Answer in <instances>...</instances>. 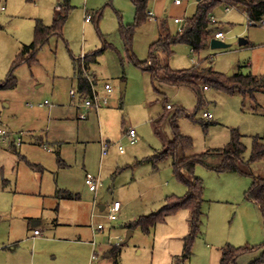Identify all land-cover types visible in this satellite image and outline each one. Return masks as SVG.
Returning <instances> with one entry per match:
<instances>
[{
    "label": "rangeland",
    "instance_id": "obj_1",
    "mask_svg": "<svg viewBox=\"0 0 264 264\" xmlns=\"http://www.w3.org/2000/svg\"><path fill=\"white\" fill-rule=\"evenodd\" d=\"M63 1L0 0V129L9 134L0 144V221L4 223L0 240H5L0 250L9 247L11 230L16 227L15 235L25 237L28 224L35 218H42V225L36 228L44 236L36 249L38 264H86L88 252L79 245L92 243L97 245V263L106 264H221L222 248L227 244L263 246V217L245 192L257 177H264V159L247 162L254 137L264 138V93L257 95V105L244 101L240 94L231 96L212 87L206 91L200 85L204 105L197 110L198 98L193 89L161 81L154 84L150 74L131 60L121 35L123 26L135 22L132 0H70L72 10L63 38L52 37L37 53L35 64L16 68L15 88L3 87L23 45L34 40L36 20L52 25ZM158 1H150L149 12ZM175 1L161 0L159 4L163 17L158 22L166 20L172 34L197 12L198 0H183L182 6H176ZM2 7L6 9L3 12ZM97 13L102 14L98 25L94 18ZM87 16L91 18L88 22ZM177 16H186L182 24L174 22ZM213 16L218 21L216 32L224 33L222 41L228 48L214 49L210 42L196 54L179 44L173 58L161 56L163 63L174 70H189L201 64L222 74L233 71L263 76L264 27L250 26L246 9L228 3L218 6ZM158 22L148 20L135 34L132 50L139 61L149 58L150 46L158 39ZM101 51L98 61L88 65L86 71L102 86L107 83L112 87L109 103L99 113L91 110L87 120H80L71 96V91L78 90L74 59ZM45 102L49 106L41 107ZM167 104L182 106L195 116L178 120L181 133L194 142L190 155L224 148L231 141L232 129L243 134L247 151L246 162L241 165L251 175L221 174L198 165L195 176L204 181L206 203L202 233L190 262L183 260L191 218L186 210L169 217L150 234L136 228L123 244L121 257L105 259L111 247L124 242L127 224L159 211L167 197L187 194V187L173 173L171 158L156 166L145 161L163 152L173 140L169 120L174 110L160 135L154 125ZM59 107L65 120L59 121ZM208 112L212 119H204L203 114ZM209 122L213 124L205 129L203 123ZM130 129L137 132L134 145L129 141ZM13 140L16 144L21 141L15 151L11 148ZM59 140L71 143L57 150L54 141ZM103 145H107L106 155ZM58 153L66 168L59 162ZM87 173L99 179L96 192L86 185ZM59 188L78 194L80 199L59 200ZM115 202L122 205V210L118 219L111 221L109 207ZM99 206L106 210L102 212ZM99 225L104 230H98ZM56 238L59 246L54 243ZM263 252L262 247L246 253L238 264H264L260 261ZM2 262L4 256L0 255Z\"/></svg>",
    "mask_w": 264,
    "mask_h": 264
},
{
    "label": "trees",
    "instance_id": "obj_2",
    "mask_svg": "<svg viewBox=\"0 0 264 264\" xmlns=\"http://www.w3.org/2000/svg\"><path fill=\"white\" fill-rule=\"evenodd\" d=\"M150 1L132 0L136 8L135 22L128 26H123L121 28V35L131 55V60L144 72L150 74L154 84L161 81L175 87H188L193 89L198 98L197 110L204 105L200 85L203 87H212L222 92L224 91L231 96L240 94L244 98V101L249 100L258 105L257 95L264 93V75L253 76L238 72L234 73L233 76H229L228 74L215 71L212 66L203 67L201 64L189 70H174L169 65L163 63L161 56H166L169 59L173 58L175 55V47L179 44H184L192 48L196 54L204 51L210 45V40L217 29L215 25H212L210 17L213 16L215 9L223 3H228L235 7H243L246 9L250 20L253 21L264 18V0H200L197 4V12L191 18L185 20L183 29L176 34L171 33L165 22L160 23L159 38L150 46L148 60L142 62L134 56L132 45L138 28L148 21ZM71 10L70 0H64L59 6L52 25L49 26L42 20H36L34 40L31 44L23 46L21 53L14 62L7 83L3 85L4 88L16 87V83L13 82V74L16 68L22 64H35L37 62V53L43 46L49 43L52 37L57 36L63 38V32ZM94 18L97 19L98 25L102 14L97 13ZM102 52H94L86 55L85 67L87 68L91 63L97 62ZM74 63L79 92L89 95L91 88L88 80L83 75L80 60H74ZM255 109L256 106L253 107V110ZM173 110L174 112L169 120L174 132L173 140L169 142L163 152L145 161L153 162L156 166L160 161L171 158L173 161V173L187 187V194L182 197H167L164 206L159 211L139 217L136 221L126 225V229L131 231L136 228H141L144 233L150 234L157 225L166 223L169 217L182 210L189 211L191 213L190 232L184 238L183 252V260L186 263L191 260L195 242L202 233L201 224L204 215L202 209L205 203V184L202 179L195 176V170L198 165L221 174L225 172L237 175L251 174L246 173L241 165V163L246 162L244 161V155L247 147L243 142V134L237 129L231 130V141L224 148L212 149L208 152L190 155L193 151L194 142L191 137L181 133L178 120L182 117L193 119L195 116H190L188 111L182 106H172L171 109H166L164 114L155 121L156 134L160 135L163 124L167 121L170 111ZM212 124L213 122L203 123V126L205 129H208ZM262 159H264V138L256 136L253 139L251 157L247 162L256 163V161ZM59 161L61 162L60 155ZM61 196L65 199L76 198L71 193H62ZM245 196L249 201L259 207L264 224V177H257L252 186L245 192ZM123 244L110 250L109 254L111 258L118 259L120 257ZM262 247L264 248V245L255 248L248 245L235 247L227 244V246L222 248L221 264H238V261L244 254L257 251ZM261 257L260 261H263L264 252Z\"/></svg>",
    "mask_w": 264,
    "mask_h": 264
},
{
    "label": "crops",
    "instance_id": "obj_3",
    "mask_svg": "<svg viewBox=\"0 0 264 264\" xmlns=\"http://www.w3.org/2000/svg\"><path fill=\"white\" fill-rule=\"evenodd\" d=\"M157 1V0H156ZM200 0H198L197 1V4H198V2H199ZM156 3V2H155ZM153 4V7H152V13H154V16H155V18H156V20L155 21H159V19H162V17H163V12H162V10L159 8V4L161 3V0H159L156 4ZM184 4V2H182L181 4H176L175 3V5L176 6H182ZM187 5H186V7H184V11H186L187 12ZM59 10V9H58ZM185 12V13H186ZM57 14V13H56ZM56 14H55V16H54V19H55V17H56ZM184 17H186V16H184ZM184 17H181V16H177L176 18H180V19H183ZM175 18V19H176ZM93 19L94 18H92V21H93ZM149 20V19H148ZM150 21V20H149ZM88 22V21H87ZM161 22H165L166 23V26H167V28H169L168 27V22L166 21V20H161L160 22H158V33H159V30H160V23ZM174 22H175V20H174ZM183 22H184V19H183ZM216 26V25H215ZM158 38H159V34H158ZM25 45H29V44H25ZM24 46V45H23ZM190 48V47H189ZM190 50L193 52V50H192V48H190ZM194 53V52H193ZM175 56V55H174ZM74 60H77V59H74ZM78 61V60H77ZM75 64V63H74ZM233 72V71H232ZM94 76V75H93ZM76 77H77V75H76ZM95 78H96V76H95ZM97 79V78H96ZM76 80H77V87H78V78H76ZM98 80V79H97ZM78 91H79V87H78ZM74 103H75V109L77 110V117H79V114H80V112H81V108L79 107V104L77 103V101H74ZM168 105V104H167ZM166 109H167V106H166ZM100 111V110H99ZM99 111H97V113H99ZM90 113V112H89ZM65 113H64V111H63V109H60V107H59V121H62V120H65L66 118H65ZM87 120V119H86ZM43 142V141H42ZM42 142H38V144L40 145ZM50 142V141H49ZM69 143H71L70 141H54V144H55V146L58 148L57 150H60V148L62 149V146L64 145V144H69ZM41 145H44V143H42ZM11 148L15 151V150H17V148H18V146H17V144L15 143V141L13 140L12 142H11ZM44 148L46 149V147H45V145H44ZM48 149V150H47ZM46 150L48 151V152H51L52 150L50 149V148H47ZM165 149V148H164ZM60 159H61V165L64 167V168H66L67 167V164L65 163V161L64 160H62V157L60 156ZM87 175H88V173L86 174V176H85V178L87 177ZM86 180V179H85ZM62 193H67V194H73L77 199H80V196L78 195V194H76V193H74V192H71V191H69V190H63V189H61L60 190V188H59V192L58 193H56V198H59V200H61V199H65V198H62V196H61V194ZM67 200V199H66ZM249 202V201H248ZM116 203V202H115ZM205 203H206V200H205ZM204 203V204H205ZM250 203H252L254 206H256V204H254L253 202H251L250 201ZM204 206V205H203ZM59 207V206H58ZM101 207H105V206H99V208H100V210H101ZM256 208L258 209V211H259V207L258 206H256ZM57 209V208H56ZM59 209V208H58ZM106 210V207H105V209H103V210H101L102 212L103 211H105ZM122 210V205H121V209H120V211ZM260 213H261V211H260ZM144 216V215H143ZM42 218H40V219H38V218H35L34 220H32V222L30 223V224H28V232L29 233H27L26 234V236L24 237V235L23 236H16L15 234H16V227L13 229V230H11V233H10V235H9V237H8V239H7V241H8V245H9V247L8 248H3V249H1L0 250V255H2V256H4V262H2V263H0V264H38L37 263V258H36V254H37V251H36V249H37V245H38V243L39 242H41V240H42V238L44 237L43 236V234H42V230H40V229H37L36 227H38V226H40V225H42ZM3 222L2 221H0V229L2 228V226H3ZM128 225V224H127ZM56 226H60V224L59 223H57V225ZM158 226V225H157ZM156 226V227H157ZM202 226V225H201ZM155 227V228H156ZM126 228V227H125ZM154 228V229H155ZM35 230H39V231H41V236H38V237H36L35 236V234H34V231ZM58 227L55 229V232H58ZM131 231H133V230H131ZM153 231V230H152ZM31 232H32V235H31ZM129 232V230L127 229V233ZM133 235V234H132ZM131 235V236H132ZM1 236V235H0ZM131 238V237H130ZM130 240V239H129ZM5 242V240H0V245L2 244V245H5V244H3V242ZM54 243H56V244H58V246H59V244H61L60 243V241H59V239L57 240V238L56 239H54ZM124 243V242H123ZM91 244V243H90ZM125 244V243H124ZM80 247H83V248H85L87 251L86 252H88V257H89V260L87 261V259H86V264H106V263H97V257L98 256H96V259H93L92 258V256L94 255V253H96V255H97V251H96V247H97V245H95V246H93V245H89V244H85V245H79ZM88 246V247H87ZM21 247V248H20ZM89 247H91L90 249H89ZM115 247V246H114ZM114 247H111L110 249H109V251H108V253L105 255V259H112L111 258V256H110V254H109V252H110V250H112V248H114ZM11 248H14V249H11ZM91 252H92V255H91V257H90V254H91ZM107 255H109V257H107ZM121 255H122V252H121ZM121 255H120V257H121ZM193 257V256H192ZM56 259V257H54V260ZM192 259V258H191ZM191 261V260H190ZM189 261V262H190ZM117 263V262H116Z\"/></svg>",
    "mask_w": 264,
    "mask_h": 264
},
{
    "label": "built area",
    "instance_id": "obj_4",
    "mask_svg": "<svg viewBox=\"0 0 264 264\" xmlns=\"http://www.w3.org/2000/svg\"><path fill=\"white\" fill-rule=\"evenodd\" d=\"M183 2V0H176L175 3L176 4H181ZM5 7L1 8V11H5ZM229 10V9H227ZM150 21H155L156 18L154 16V13L149 12V18ZM91 18L90 16H87L86 21H90ZM210 21L212 23V25H217L218 21L216 20V18L214 16L210 17ZM248 22L250 26H262L264 27V18L260 19V20H250V18L248 17ZM175 23L176 24H182L183 23V19L180 18H176L175 19ZM183 28H181L182 30ZM180 30V31H181ZM214 38L216 40L222 41L224 40V33L221 31H217L216 33H214ZM85 62V56H82L81 60H80V64L81 67L83 69V75L84 77L88 80V83L90 85L91 91L89 95L86 94H82L80 93L78 90L75 91H71V96L73 101H78L79 107L81 108V112L79 114V119L80 120H86L88 117V114L91 110H95V111H99L103 106L108 105L109 103V95L112 93V87L109 84H104V86H102L100 84V82L95 78V76L89 74L86 71V67L84 65ZM206 91L209 89V87H203ZM49 106L48 102H45L44 104L41 105V107H46ZM172 106L168 105L167 109H171ZM204 119H212L213 116L211 113H204L203 114ZM128 136H129V141L131 144H136L137 142V132L134 129H130L128 130ZM9 137V134L5 131L0 129V144L4 143L7 138ZM17 146H21V141H18ZM120 151L123 153L124 152V148L122 146H120ZM107 154V145H103V155ZM99 184V179H97L96 177H94L91 174H88L86 177V185L89 186L90 191L92 192H96L97 191V187ZM121 209V204L116 202L114 203V205L112 207H109V213H108V217L111 221H116L118 219L117 214L120 212ZM98 230H104V226L99 225L98 226ZM34 234L36 237L41 236V231L39 230H35ZM95 246V243H92ZM120 246V245H119ZM118 247V246H115ZM96 253H94L93 255V259H96Z\"/></svg>",
    "mask_w": 264,
    "mask_h": 264
},
{
    "label": "water",
    "instance_id": "obj_5",
    "mask_svg": "<svg viewBox=\"0 0 264 264\" xmlns=\"http://www.w3.org/2000/svg\"><path fill=\"white\" fill-rule=\"evenodd\" d=\"M211 46H212V48H214V49H222V48H228L229 46L226 44V43H224L223 41H219V40H216V39H212L211 40ZM229 76H233L234 75V72H230L229 74H228ZM121 89H122V91H124V89H125V84H122V87H121ZM103 209H105V207H101V210H103ZM133 234V231H129L128 233H127V235H126V238H125V240H124V243H127L128 241H129V239H130V237H131V235ZM107 257H109V255H107Z\"/></svg>",
    "mask_w": 264,
    "mask_h": 264
}]
</instances>
